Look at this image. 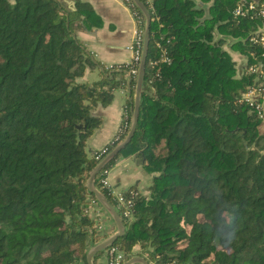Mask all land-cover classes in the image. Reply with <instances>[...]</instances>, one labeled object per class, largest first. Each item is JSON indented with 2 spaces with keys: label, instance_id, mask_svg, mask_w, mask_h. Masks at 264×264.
Returning <instances> with one entry per match:
<instances>
[{
  "label": "trees",
  "instance_id": "16d2710c",
  "mask_svg": "<svg viewBox=\"0 0 264 264\" xmlns=\"http://www.w3.org/2000/svg\"><path fill=\"white\" fill-rule=\"evenodd\" d=\"M140 1L150 21L135 128L93 178L122 221L111 245L146 264H264V122L239 101L258 80L247 67L264 63L252 40L264 17L233 14L252 0ZM100 24L79 0H0V264H87L106 236L86 213L85 182L128 131L138 66L93 58L75 33ZM225 37L246 58L239 77ZM119 88L128 124L96 159L93 109ZM120 156L152 174L130 220L99 182Z\"/></svg>",
  "mask_w": 264,
  "mask_h": 264
},
{
  "label": "crops",
  "instance_id": "0c3cea01",
  "mask_svg": "<svg viewBox=\"0 0 264 264\" xmlns=\"http://www.w3.org/2000/svg\"><path fill=\"white\" fill-rule=\"evenodd\" d=\"M60 1L72 5L74 0ZM79 1L87 3L92 8L94 13L100 18L101 24L90 31L77 30L75 33L77 39L99 63L104 65L127 63L131 57L130 42L134 30V22L124 1ZM225 39L227 42L224 45V49L227 50L234 61L236 76L239 77L244 73L246 58L229 48L231 38L225 37ZM89 72L91 71L84 72V78H88ZM127 98V90L119 88L114 90L113 98L109 105L104 107L97 105L93 109V113L100 117L101 122L86 140V150L89 154L110 142L120 123L124 102ZM262 106L264 109V98ZM104 177L107 185L117 191H126L133 187L138 193L147 194V187L150 184L152 174L146 173L133 156H120L105 171ZM100 225L101 228L98 233L106 235L104 238L116 230L115 223L109 216L101 217ZM137 250V246L132 249L133 252ZM96 262L97 264H103L102 253Z\"/></svg>",
  "mask_w": 264,
  "mask_h": 264
},
{
  "label": "built area",
  "instance_id": "2783aa9c",
  "mask_svg": "<svg viewBox=\"0 0 264 264\" xmlns=\"http://www.w3.org/2000/svg\"><path fill=\"white\" fill-rule=\"evenodd\" d=\"M126 6L128 7L130 14L132 16L134 22V30L131 37L130 42V49H131V57L128 61L129 63H133L136 67L139 64V60L141 57L142 51V39H143V28L144 24L141 22V19L135 9L134 4L131 0H123ZM146 3L150 6V0H145ZM257 8V10H256ZM249 10H256V13L264 17V0H252V2H248L246 6L243 8L241 4H237L233 10L234 15H241L245 11ZM252 40L258 41V43L264 47V28H258L255 32ZM127 62V63H128ZM111 64L107 66L110 67ZM131 71L134 72V69ZM247 71L251 73L257 74V82L251 87H248L244 93L241 94L239 101L244 102L247 107H249L250 111L253 112L256 117L261 121L264 122V109L262 106V100L264 98V63H254L247 67ZM127 115L122 111V115L120 118V123L114 133L112 139L108 144L113 142H117L120 140V137L124 134L126 125ZM121 141V140H120ZM105 146L101 147L97 153H94V157L97 159L100 155L106 153ZM105 174V173H104ZM99 182L103 187L108 190L109 195L114 199L116 202V208L122 206L121 209V216L126 220H130L131 215V205H132V197L137 193L134 189H128L124 191H117L113 188H110L105 180V177H102ZM86 213L89 215L90 218L94 219L96 222V229L97 231L100 230V218L107 217L108 214L103 209V207L97 202L96 199H90L89 206L86 210ZM103 264H123V262L128 259L126 258L124 252L120 250L117 246L109 245L106 247L103 252ZM133 256V255H132ZM131 257V256H130ZM151 264H172L170 262L166 263H152Z\"/></svg>",
  "mask_w": 264,
  "mask_h": 264
},
{
  "label": "water",
  "instance_id": "95a60500",
  "mask_svg": "<svg viewBox=\"0 0 264 264\" xmlns=\"http://www.w3.org/2000/svg\"><path fill=\"white\" fill-rule=\"evenodd\" d=\"M134 6H136L140 12L142 13L144 17V28H143V39H142V51H141V57L138 64V70L136 74L135 79V86H134V94H133V108L130 116V122H129V128L125 136L121 141H119L110 151H108L101 160H99L96 165L90 170L88 178L86 179L85 186L87 190L92 193L94 198L97 200V202L103 207V209L106 211L109 217L112 218V220L115 223L116 230L111 235L107 236L106 238L102 239L98 243L93 244L88 248L86 251V262L87 264H92V258L93 255L96 252L104 250L106 247L112 244V242L120 235L123 234V225L122 221L119 218V216L116 214V212L113 210L111 205L106 201V199L100 194V192L93 186V178L94 175L104 167V165L114 158V156L118 153V151L129 141L131 138L136 120H137V114H138V107H139V98H140V92H141V82L143 77V70H144V63H145V57H146V51H147V45H148V28H149V21H150V15L140 0H131ZM123 264H146V260L141 256L133 255L126 259Z\"/></svg>",
  "mask_w": 264,
  "mask_h": 264
},
{
  "label": "rangeland",
  "instance_id": "374dc122",
  "mask_svg": "<svg viewBox=\"0 0 264 264\" xmlns=\"http://www.w3.org/2000/svg\"><path fill=\"white\" fill-rule=\"evenodd\" d=\"M96 76H97V72H96V70H93V71L89 72L88 78H86V77L85 78L87 80H93L96 78Z\"/></svg>",
  "mask_w": 264,
  "mask_h": 264
}]
</instances>
